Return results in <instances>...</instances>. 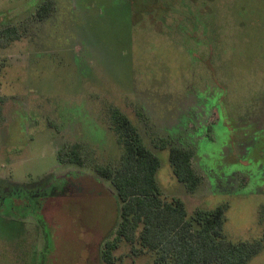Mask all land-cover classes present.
Returning a JSON list of instances; mask_svg holds the SVG:
<instances>
[{"label":"rangeland","instance_id":"1","mask_svg":"<svg viewBox=\"0 0 264 264\" xmlns=\"http://www.w3.org/2000/svg\"><path fill=\"white\" fill-rule=\"evenodd\" d=\"M0 0V264H105L116 190L95 170L122 149L110 109L157 152L167 197L227 205L229 238L264 234V0ZM210 108L208 109V107ZM207 109V110H206ZM221 110V112H220ZM161 138L191 146L195 193ZM80 143L85 163L60 164ZM118 264H155L123 242ZM249 264H264V250Z\"/></svg>","mask_w":264,"mask_h":264},{"label":"trees","instance_id":"2","mask_svg":"<svg viewBox=\"0 0 264 264\" xmlns=\"http://www.w3.org/2000/svg\"><path fill=\"white\" fill-rule=\"evenodd\" d=\"M56 0H43L37 7L38 20L51 17ZM15 34L0 36V47L16 40ZM1 112V106H0ZM110 125L122 153L115 163L97 164L95 170L116 190L118 223L112 237L101 249L105 264H118L115 251L123 242L132 255H154L155 264H249L264 250V234L253 240H233L224 231L227 205L212 209L197 208L188 214L180 197H167L157 180L161 159L149 147L133 120L117 107L110 109ZM157 148H169L173 174L190 193L202 184L193 166L191 146L175 145L161 138ZM60 164L83 165L80 143L63 144L57 151Z\"/></svg>","mask_w":264,"mask_h":264},{"label":"flooded vegetation","instance_id":"3","mask_svg":"<svg viewBox=\"0 0 264 264\" xmlns=\"http://www.w3.org/2000/svg\"><path fill=\"white\" fill-rule=\"evenodd\" d=\"M38 7V6H37ZM210 108V106L208 107V109ZM207 110V109H206ZM220 112H221V110H220Z\"/></svg>","mask_w":264,"mask_h":264}]
</instances>
